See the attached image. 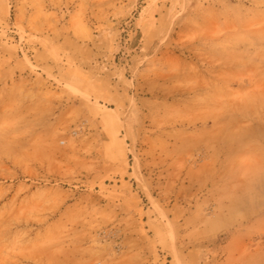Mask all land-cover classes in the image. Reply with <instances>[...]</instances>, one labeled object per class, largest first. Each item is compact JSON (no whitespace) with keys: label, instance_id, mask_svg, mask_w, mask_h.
<instances>
[{"label":"rangeland","instance_id":"374dc122","mask_svg":"<svg viewBox=\"0 0 264 264\" xmlns=\"http://www.w3.org/2000/svg\"><path fill=\"white\" fill-rule=\"evenodd\" d=\"M0 264H264V0H0Z\"/></svg>","mask_w":264,"mask_h":264}]
</instances>
